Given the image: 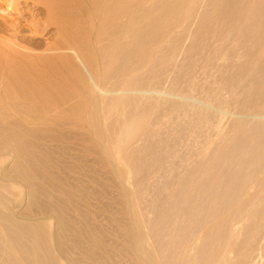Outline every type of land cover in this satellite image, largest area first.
<instances>
[{
    "label": "bare ground",
    "instance_id": "obj_1",
    "mask_svg": "<svg viewBox=\"0 0 264 264\" xmlns=\"http://www.w3.org/2000/svg\"><path fill=\"white\" fill-rule=\"evenodd\" d=\"M28 1L35 38L0 20V264H264V0Z\"/></svg>",
    "mask_w": 264,
    "mask_h": 264
},
{
    "label": "rangeland",
    "instance_id": "obj_2",
    "mask_svg": "<svg viewBox=\"0 0 264 264\" xmlns=\"http://www.w3.org/2000/svg\"><path fill=\"white\" fill-rule=\"evenodd\" d=\"M43 17L40 6L28 0H0V20L5 19L11 31L8 39L12 38L19 43H24L28 38H35L39 30H46ZM194 95L199 98L197 95L200 93ZM169 116L173 118L172 115ZM142 198L149 202L151 196Z\"/></svg>",
    "mask_w": 264,
    "mask_h": 264
}]
</instances>
